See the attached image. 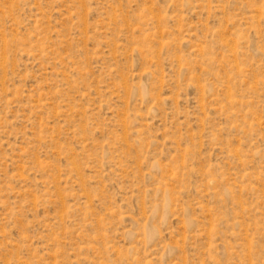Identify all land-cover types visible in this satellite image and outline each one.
I'll return each mask as SVG.
<instances>
[{
  "label": "rangeland",
  "instance_id": "1",
  "mask_svg": "<svg viewBox=\"0 0 264 264\" xmlns=\"http://www.w3.org/2000/svg\"><path fill=\"white\" fill-rule=\"evenodd\" d=\"M0 264H264V0H0Z\"/></svg>",
  "mask_w": 264,
  "mask_h": 264
}]
</instances>
